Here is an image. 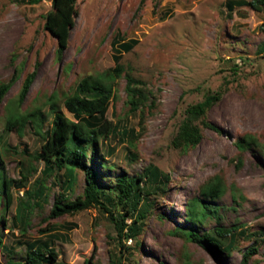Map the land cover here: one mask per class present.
<instances>
[{
	"label": "rangeland",
	"instance_id": "obj_1",
	"mask_svg": "<svg viewBox=\"0 0 264 264\" xmlns=\"http://www.w3.org/2000/svg\"><path fill=\"white\" fill-rule=\"evenodd\" d=\"M30 1L0 0V83L15 75L0 101V264L21 263L25 253L36 247L43 253L57 252L54 264H84L93 250V264L116 262V231L106 213L96 208L47 218L56 200L63 203L82 194L83 174L76 170L73 185L66 187L63 171L42 177V164L32 159L44 142V131L51 128V103L56 113L72 120L64 99L83 78L100 80L114 68L115 35L138 41L122 54L119 64L146 83L155 107L144 120V133L134 148L116 137H99L92 162L90 150L85 161L113 202L115 179L122 173L136 177L152 164L170 176L167 192L155 199L141 234L123 242L130 251L123 254L122 263L238 264L254 242L258 253L249 264H264V49L258 52L264 43V12L234 5L230 13L227 2L233 0H77L78 15L58 61L56 40L43 27L51 2ZM32 72L34 80L20 103L22 84ZM111 83L114 101L107 120L139 132L140 111L128 115L124 74ZM218 90L221 97L206 115L214 128L201 127L202 139L194 149L183 153L172 149L169 142L185 108ZM38 114L40 128L35 125ZM17 117L29 120L22 119L6 131V122ZM244 135L257 142L239 153L234 141ZM131 153L136 154L132 162ZM216 174L226 185L225 194L213 201L221 219L190 226L184 220L186 208L199 196L200 185ZM4 181L10 187L8 206L1 191ZM37 188H43V196L21 232L15 208L26 200V191ZM218 225L247 229L255 237L238 239L234 250L224 254L173 232L189 227L204 235Z\"/></svg>",
	"mask_w": 264,
	"mask_h": 264
},
{
	"label": "trees",
	"instance_id": "obj_2",
	"mask_svg": "<svg viewBox=\"0 0 264 264\" xmlns=\"http://www.w3.org/2000/svg\"><path fill=\"white\" fill-rule=\"evenodd\" d=\"M40 1L42 0H31L30 2L37 4ZM50 2L51 10L44 17L43 27L55 38L56 59L61 61L63 52L68 46L74 20L78 15L77 0H50ZM234 5L247 6L257 13L264 12V0L229 1L227 2V8L230 13L233 12ZM137 44L138 41L134 39L125 41L119 35H115L111 43L112 46L118 48L116 49L117 55L114 57V68L106 71L103 74V79L100 80L93 79L90 76L83 78L72 90V93L64 99V108L71 115L72 120L56 113L54 103H51L50 110L53 113L51 128L44 131L42 137L44 142L39 152H36L32 157L33 160L42 164L43 168L40 173L42 177L63 171L66 177V187L73 185L76 170L83 174L82 194L63 203L56 200L47 218L57 219L66 215L72 216L96 208L100 212L106 213L116 231L117 252L119 253L116 262L113 263V260H110V264H123V254H129L130 251L123 242L136 239L141 234L147 216L151 214L155 207V199L160 198L167 192L170 182L169 174L164 173L152 164L145 167L136 177L131 178L122 173L115 179V185L112 189V193L115 195V202H113L111 195L103 194L96 182V171L88 166L85 161L87 151L90 150V162H92L99 137H116L119 141H125L126 145L132 149L138 137L144 133V120L153 112L155 107L154 95L147 88L145 82L131 77L125 68L119 64L122 54L129 53ZM263 49L264 43L258 49V52L260 53ZM123 74L126 78L125 90L129 96L128 115H134L140 111L139 132L134 129L122 128L118 124L113 125L106 118L108 108L114 101V90L111 81L121 78ZM34 76L33 72L26 76L18 96L20 103L23 102ZM14 79L15 75L6 83H0V101L10 90ZM221 94V90L207 93L203 96L201 102L185 108L183 117L169 142L172 149L183 153L199 145L202 139L201 127L214 128L206 122V115L208 110L219 101ZM28 118L10 119L5 124V130H13L19 123L24 121L22 119L29 120ZM37 119L39 122L35 125L40 128L42 122L40 114H38ZM30 124L32 125L33 121ZM256 142V139L252 136L244 135L234 141V146L239 153H244L256 145ZM135 158L136 154L131 153L128 160L132 162L135 161ZM2 159L3 156L0 153V164H3ZM9 188V182L4 181L1 191L5 194L7 206ZM225 192L226 185L219 174L208 178L200 185L199 196L190 200L185 212V222L195 228L207 220L219 222L221 219L219 208L213 204V201L221 198ZM24 195L26 200H20L17 203L14 213L15 223L22 227L21 232H25V228L29 223L30 211L33 206H37L39 198L43 196V188H37L33 192L28 190ZM111 208L114 211H111ZM127 220L130 222L127 223ZM247 231V229H241L240 227H221L218 225L204 235H199L198 232L191 230L189 227L186 229L180 228L173 232L180 234L188 242L202 248H212L218 252L228 254L234 250L238 239L255 237L254 234H249ZM254 244L253 242L243 251L238 264H249L258 253V248ZM94 256L95 250L84 264H93ZM56 259L57 252L54 250L50 249L43 253L40 247H36L25 253L21 263L12 264H54Z\"/></svg>",
	"mask_w": 264,
	"mask_h": 264
}]
</instances>
